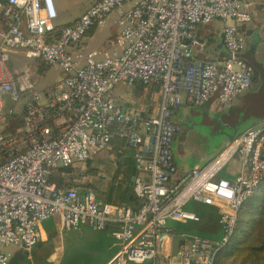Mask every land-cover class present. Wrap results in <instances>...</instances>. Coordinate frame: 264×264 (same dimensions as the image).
<instances>
[{
	"label": "built area",
	"instance_id": "built-area-1",
	"mask_svg": "<svg viewBox=\"0 0 264 264\" xmlns=\"http://www.w3.org/2000/svg\"><path fill=\"white\" fill-rule=\"evenodd\" d=\"M117 13L120 53L99 57L78 45ZM0 264L13 245L28 254L39 226L56 217L63 228L85 221L112 228L117 248L106 264H215L230 240L240 208L264 178V121L226 143L209 160L178 173L172 142L182 103L198 106L215 97L219 107L251 86L242 58V27L251 21L244 0H93L72 23L56 26L54 0H0ZM221 22L226 56H194L200 24ZM13 53L60 68V80L38 92L26 67L12 69ZM155 85L153 109L128 99L118 85ZM156 92L151 90L150 98ZM133 154L136 206L108 203L91 189H60L58 167L84 162L112 141ZM238 158L234 179L219 175ZM194 201L218 210L221 235L182 234L175 253L174 222L199 221L184 208Z\"/></svg>",
	"mask_w": 264,
	"mask_h": 264
},
{
	"label": "crops",
	"instance_id": "crops-1",
	"mask_svg": "<svg viewBox=\"0 0 264 264\" xmlns=\"http://www.w3.org/2000/svg\"><path fill=\"white\" fill-rule=\"evenodd\" d=\"M69 1L70 0H54L56 9V18L54 19L55 25L64 26L72 23L73 20L88 8L93 0H87V3L80 11L70 16H65L63 12L69 10ZM247 1L253 17L250 22L242 27L245 48L241 56L249 63L252 69L251 86L245 91L238 93L227 106L219 107L216 104L214 96L198 106H190L187 103H182L180 105L174 119L179 121L181 126L172 142V153L178 173L180 174L187 172L195 164H201L209 160L240 132L249 127H257L264 121V0ZM114 13L115 16H112L113 22L118 26L117 13ZM114 13L111 12L109 15ZM103 26L92 28L78 45L77 50L84 53L82 46L85 47L89 39L93 36L94 31ZM220 26L221 23L218 20L198 26L197 35L203 40L204 44L201 48L196 47L194 49L195 57L204 60L220 61L226 56V49L222 40ZM207 28L211 29L209 35L204 34ZM4 29L5 23L0 16V31ZM118 31L119 27L115 31L116 35ZM109 42L111 41L109 40ZM111 44L112 47H107L106 49L110 50L109 52L107 51L109 55L119 54L120 47L115 43V38L114 43L112 42ZM22 58L23 57L19 53H13L11 62L14 65H10V67L12 69L25 67L24 64L21 65L19 63ZM32 65H34V63H32ZM117 90L133 102L148 106L150 110L160 101L157 87L152 89L156 92L154 99L150 98L151 89L147 90L145 88L142 92L132 89L130 86L127 87L120 84ZM189 119L192 121L195 119L198 123H201L199 128L200 131L204 130L211 134V139L213 141V146L211 148L200 150L199 153L194 156L187 154L183 148L185 140L187 141L190 135L189 133L187 136V132L188 130L190 131L191 128L186 125ZM230 162V166L222 171L221 176L232 180L237 175L239 161L238 158H235ZM185 206L187 210L197 213L200 220L197 222H174L175 235H195L198 234V231L202 228L211 234L209 237L210 239H218L220 237L221 228L218 222L219 214L215 206H208L194 201L186 203ZM39 230L40 239L30 248L28 254L21 248L13 245L6 247L9 252L7 264H25L26 259H28L31 264H106L117 248L112 234V228L95 230L85 221H81L76 228L66 229L61 226L58 218L51 217L41 222Z\"/></svg>",
	"mask_w": 264,
	"mask_h": 264
},
{
	"label": "trees",
	"instance_id": "trees-1",
	"mask_svg": "<svg viewBox=\"0 0 264 264\" xmlns=\"http://www.w3.org/2000/svg\"><path fill=\"white\" fill-rule=\"evenodd\" d=\"M61 27H54V36H57ZM210 31L207 28L204 34L209 35ZM247 64L249 65L248 62ZM135 84L142 92L145 88H155V85ZM110 144L104 150L113 149L115 161L114 166L108 168L110 178L104 189H99L92 180L82 182L81 178L85 173L94 175V172L79 170L76 165L58 167L50 176V181L60 189L94 190L99 198L108 203L133 207L138 205L140 199L133 190L137 170L132 152L120 146L123 144L120 140H114ZM90 159L86 161L89 162ZM74 170H79L80 173L75 176L72 174ZM215 264H264V178L240 208L234 233L229 242L218 251Z\"/></svg>",
	"mask_w": 264,
	"mask_h": 264
},
{
	"label": "rangeland",
	"instance_id": "rangeland-1",
	"mask_svg": "<svg viewBox=\"0 0 264 264\" xmlns=\"http://www.w3.org/2000/svg\"><path fill=\"white\" fill-rule=\"evenodd\" d=\"M86 3H87V0H70L68 4V6L70 7L69 10H66L63 13L65 16H70L73 13L80 11L81 8H83ZM64 15L63 17L65 18ZM112 16H115V13L109 15L105 25L103 27L97 28L94 31L93 36L89 39L87 45H85V47L82 46V49H84L83 50L84 52H87L90 50H96L99 54V57L109 56L108 52L110 50H106V49L107 47L109 48L112 47L111 43L112 42L114 43V38L116 35L115 31L119 27L113 22ZM109 40L111 42H109ZM19 63L21 65L24 64V66L30 70L31 79L35 83V88L38 92H46L57 82L58 78H60V75H61L60 68L57 65L46 66L37 60H31L25 57H23L19 61ZM32 63H34V65H32ZM10 65L13 66L14 64L10 62ZM131 87L132 89L139 90L136 84L130 86V88ZM192 108H195V107H192ZM177 122L180 124L179 121ZM200 124L201 123H198V121L195 119H193V121L189 119L186 122V125L190 127L191 129L190 131L188 130L187 132V136L189 135V133L190 135L187 141L185 140V143L183 144V148L185 149L187 154H189L190 156H194L195 154H198L200 150H205L206 148L208 149L213 146L211 134H209L207 131H204V130L200 131L199 129ZM216 140H219V139H216ZM109 146H112V144H110ZM120 146L124 148V144ZM114 152L115 151L113 149L109 148L108 150L99 151L96 155L92 156V159H90L89 162L84 161L82 163L80 162L74 163L73 165H76V167H78L79 170L94 172V175L85 173V175L82 176L81 181L88 182L92 180L93 182L97 183L99 189H104L110 178L109 177L110 173L108 172V168L109 167L111 168L112 166H114V161H115V157L113 155ZM230 164L231 162L219 172L220 176H221L222 171L225 170L227 167H229ZM79 170H74L72 174L75 176L78 175L80 173ZM184 208H186V206H184ZM195 235L203 236L206 238H209L211 236V234H209L202 228L198 231V234H195ZM25 262H26L25 264H31V262L28 259H26Z\"/></svg>",
	"mask_w": 264,
	"mask_h": 264
},
{
	"label": "water",
	"instance_id": "water-1",
	"mask_svg": "<svg viewBox=\"0 0 264 264\" xmlns=\"http://www.w3.org/2000/svg\"><path fill=\"white\" fill-rule=\"evenodd\" d=\"M245 1V3L247 4V10H248V12L250 13V16H251V20H252V12H251V10L249 9V7H248V1L247 0H244ZM60 80V78H58V80H57V82ZM204 205H207V204H204ZM208 206H211V205H208ZM183 239V236H181V235H174L173 236V241H172V253L174 254L175 253V251H176V249H177V246H178V244H179V242L181 241Z\"/></svg>",
	"mask_w": 264,
	"mask_h": 264
},
{
	"label": "flooded vegetation",
	"instance_id": "flooded-vegetation-1",
	"mask_svg": "<svg viewBox=\"0 0 264 264\" xmlns=\"http://www.w3.org/2000/svg\"><path fill=\"white\" fill-rule=\"evenodd\" d=\"M41 63L44 64L43 62H41ZM44 65L48 66L47 64H44Z\"/></svg>",
	"mask_w": 264,
	"mask_h": 264
}]
</instances>
